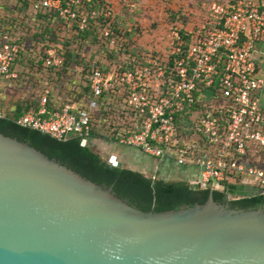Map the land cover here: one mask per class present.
<instances>
[{
	"label": "built area",
	"instance_id": "2783aa9c",
	"mask_svg": "<svg viewBox=\"0 0 264 264\" xmlns=\"http://www.w3.org/2000/svg\"><path fill=\"white\" fill-rule=\"evenodd\" d=\"M92 1L29 0V5L56 14L69 31L97 23L101 40L109 49L117 48L111 3L89 10ZM121 1L130 10L138 7V0ZM207 7L209 20L189 31L187 39L180 26L170 27L167 55H147L120 72L104 73L90 63L89 88L95 96L110 91L122 99L134 131L119 132L118 143L179 165L194 164L202 183L240 175L244 183L264 190V110L259 97L264 88L259 67L264 60V6L255 0H233ZM20 52L15 38L1 36L0 97L2 86L19 76L12 64ZM43 59L46 67L64 61L53 46L46 48ZM4 114L0 107V117ZM17 123L57 139H91L89 109H50L45 95L37 110L20 115Z\"/></svg>",
	"mask_w": 264,
	"mask_h": 264
},
{
	"label": "water",
	"instance_id": "95a60500",
	"mask_svg": "<svg viewBox=\"0 0 264 264\" xmlns=\"http://www.w3.org/2000/svg\"><path fill=\"white\" fill-rule=\"evenodd\" d=\"M0 264H264V207L142 210L0 132Z\"/></svg>",
	"mask_w": 264,
	"mask_h": 264
},
{
	"label": "trees",
	"instance_id": "16d2710c",
	"mask_svg": "<svg viewBox=\"0 0 264 264\" xmlns=\"http://www.w3.org/2000/svg\"><path fill=\"white\" fill-rule=\"evenodd\" d=\"M19 1L22 2L25 7L30 8L29 0ZM106 3H110V0H93L88 3V8L89 10L97 9V11H99ZM32 12L34 16L41 20V26H43V29L46 32L51 31L49 27L51 22H54L57 25L61 24L56 14L45 9H39L38 11L32 10ZM98 19L100 20L99 17ZM54 27V29H57L58 26ZM112 28L113 33L115 34L114 36L119 40H123V45L116 50L114 48L109 49L107 41L101 40L99 36V25L97 23L90 25L84 31H78L77 29L72 28L70 29V35L71 39L73 41L78 40L80 45L81 42L87 41L89 40L88 38L92 37V42H98L101 50L111 52L110 54H113V56L117 55L118 57L120 53H127L129 50L130 41L128 35L130 32L123 28L121 22H117L116 18L114 19ZM54 33L55 31L52 30L51 36L44 37V33L37 32V34H40L42 40L50 39L49 42L52 43L41 46V54H39V57L37 58V66L42 67V69L44 68L46 71H54L59 76V74L67 72L68 68L72 67V64L76 63L78 65L83 63V61H80L77 55L79 53L76 54L72 49H68V43H71L69 37H66V39L65 37L59 39L62 45L58 46L56 44L57 40ZM182 33H184L183 30ZM4 34H8L11 37L13 35L9 29H5L0 33V41L1 36ZM187 34L188 33L185 34V38H187ZM26 38V35H20L15 38L21 46L20 54H23L25 51L24 41ZM50 46H53L57 53H59L64 59L63 64L59 67H46L44 65L43 58L45 56V50ZM79 56L81 58V55ZM135 64L137 63H130V60H128L127 63L117 64V67L112 71L120 72L126 69H131ZM98 67L104 73L112 72L110 71V68L104 67V65L101 64L99 65V63ZM82 68V78L80 81L75 80L76 76L75 78L72 77L66 81H70L68 82L70 85H65L66 94L62 97H65L67 100L61 102L62 98H59L55 101L53 94L48 90L45 91L44 95L46 96L47 105L50 109H61L64 106H68L71 111L78 112L82 109L90 110V105L97 108L96 111L93 112V110H91L90 113L92 128L91 139H89L85 145L82 144V139L78 136L57 139L48 133H44L32 127L22 126L17 123V119L20 115L28 111L37 110L40 99L38 101H32V104H17L12 114L6 112L3 117H0V132L5 135L16 137L19 140L26 141L50 157H56V159L62 164L72 168L86 178L91 179L98 184L111 187L116 195L126 199L131 205L142 210L147 211L153 209L154 211H162L176 209L182 205H192L195 202L202 203L207 199L210 193H212L213 198L216 201L224 203L229 207L244 209L256 208L258 206L264 207V191L262 193L254 194V189L256 190L257 187L244 183L240 175H228L222 181L210 180L208 183H203V186L200 188H191L190 183L193 181H187L184 179H164L159 177L157 173V175H148L145 172L131 168L127 164H122L121 167L110 164L107 159L108 156L102 155L97 150L92 141L93 138H102L118 143L119 132L125 135L134 131V129L123 119L125 115L124 112H119L122 121H124L123 124L114 125L109 123L108 127H105L104 116L102 115L106 112H112L114 110L111 108L112 104H121L122 99L116 97L110 91H105L98 96L93 95L90 91L88 82V75L91 72L90 64L84 62ZM73 93L76 94V96L73 99H70V96ZM2 101L3 100L0 97V107ZM74 103H77L78 105L83 103L84 105L79 107L78 105L75 106ZM95 120L99 121V128L105 127L103 131L105 133H101L99 129H97L98 127L94 124ZM248 164L256 166L262 165L260 162H249ZM186 165L196 166L194 164Z\"/></svg>",
	"mask_w": 264,
	"mask_h": 264
},
{
	"label": "rangeland",
	"instance_id": "374dc122",
	"mask_svg": "<svg viewBox=\"0 0 264 264\" xmlns=\"http://www.w3.org/2000/svg\"><path fill=\"white\" fill-rule=\"evenodd\" d=\"M113 1H116L120 6V17L118 20L123 25V28L127 29L130 25L134 26V32L137 37L135 44L136 48L129 43L130 47L127 53L132 52L131 49L134 48L136 50L143 49V53L147 50L157 55L158 52L155 50L170 51L167 38L172 25H178L181 28L186 27L188 31H192L198 27V25L209 20L207 18V5H209V3L232 2L233 0H138V7L135 10H130L121 0ZM255 1L259 5L264 6V0ZM110 3L113 10H115V3H112V0ZM142 17H144V19H142ZM40 21L38 17L34 16L31 7H25L19 0H0V33L5 29H9L13 34V38H17L20 35L27 36L24 41L25 51L20 63L21 71L18 73L19 76L15 81H9L2 86L1 99L3 100L2 106L4 109L2 106L1 109L4 113L14 110L17 104L20 103L32 104L31 102L34 101L32 99H41L46 90L49 92L52 90L51 93L53 97L54 94H56L57 97H61V102L67 100L65 97H62L66 94L65 85H70L68 83L70 81H66L69 78H75V76L82 78V66L84 62L89 63L91 59H95L98 61L99 65H104V67H108L110 71H112L117 67V64L127 63L122 61L130 57L127 53H120L117 57V55L113 56V54H110L111 52L101 50L98 42H92V37L88 38L89 40L87 41L81 42L80 45L78 40L73 41L71 39V33L64 24L57 25L51 22V24H49L51 31L46 32L43 26H41ZM54 26H58L57 29H54ZM136 28H138V30H136ZM52 30L55 31L56 44L58 46L62 45L59 39L64 37L66 39V37H69L71 43H68V49H72L76 54L79 53L77 55L80 61H83V63L78 65L76 63L72 64V67L68 68L67 72L61 73L59 76L54 71H46L44 68L42 69V67L37 66V58L39 54H41V46L48 43L52 44L49 42L50 39L42 40L40 34H37V32L44 33V37H48L51 36ZM129 36H133L132 31H130L128 37ZM122 45L123 40L117 39V48L114 49H118ZM154 51L156 53H154ZM79 55H81L82 59ZM75 96L76 94L73 93L70 99H73ZM74 105L77 106L78 104L74 103ZM83 105V103H80L78 106L82 107ZM90 108V113L91 110L94 112L97 109L93 105H90ZM111 108L114 109L112 112H106L102 115L104 116L105 127H108L109 123L114 125L123 124L124 121H122L119 114V112H124L122 104H112ZM123 119L129 123L125 115ZM94 124L98 127L99 121L95 120ZM105 127H98L97 129H99L101 133H105L103 132ZM101 140H103V142L97 144L99 152H101L102 148L113 145V142L110 140ZM106 156H109V154ZM108 158L109 157H107V159Z\"/></svg>",
	"mask_w": 264,
	"mask_h": 264
},
{
	"label": "crops",
	"instance_id": "0c3cea01",
	"mask_svg": "<svg viewBox=\"0 0 264 264\" xmlns=\"http://www.w3.org/2000/svg\"><path fill=\"white\" fill-rule=\"evenodd\" d=\"M110 2H111V0H110ZM112 3H115L114 12H115L116 21L118 22L119 21L118 18L120 17V14H119V7L120 6L116 1L114 2L112 0ZM142 19H144V17H142ZM200 25H202V24H200ZM200 25H198V26H200ZM126 30H128L129 32L130 31L133 32V36H131V37L129 36V41H130L131 45H133V47L136 48L135 44H136L137 37H136V34L134 32V26L130 25L129 28H127ZM136 30H138V28H136ZM182 30L184 31L183 34H186L189 32L188 28H186V27H182ZM167 43H169V45H171L170 32H169V36L167 38ZM134 48L131 49L132 52L128 53L130 56L129 59L122 61V62H127L128 60H130V63L131 62L139 63V62H143V60L145 59V57L147 55H154V56L161 57L163 55H167L169 52V51L165 52V51H160V50L154 49L155 51L158 52V54L155 55L151 51L148 52L147 50H145L146 52L143 53L142 52L143 49L136 50ZM151 50H153V49H151ZM155 51H154V53H156ZM23 55L24 54H20L19 58L12 64L13 69L17 73L18 72L20 73V71H21L20 70L21 69L20 63H21V60L23 59ZM90 63H95L96 65H98V61L95 59H91L89 61V64ZM259 67H260V71L264 73V60L263 59L260 60ZM79 79H81L79 76H77L75 78V80H79ZM51 85L54 86L53 84H51ZM259 95H260L259 97H260L261 105H262V108L264 110V88L261 89ZM59 98H61V97H57L56 94H54L55 101ZM32 100L38 101L39 99H32ZM1 106H2V104H1ZM3 109H4V107H3ZM12 111L13 110L9 111V113L12 114L13 113ZM101 139L102 138H95V139L93 138V140H92L93 143L95 144L97 150H98L97 144L103 142V140H101ZM100 153L104 156L109 154L108 157H110L111 155H115L117 157V159L122 162V164H127L131 168L145 172L148 175L157 173L159 175V177H162L164 179H171V180L184 179L187 181H196L198 179L199 168L197 166L179 165L175 162L174 159H170V158H166V157L156 158V157H153L151 155H148V154L142 152L140 150V148H138L136 146L122 145L120 143L113 142V145H111L109 147L102 148Z\"/></svg>",
	"mask_w": 264,
	"mask_h": 264
}]
</instances>
